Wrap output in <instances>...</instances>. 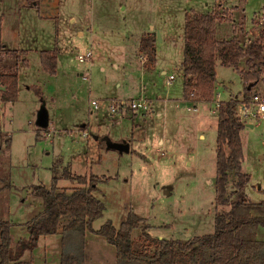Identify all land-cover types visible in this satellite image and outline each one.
I'll return each instance as SVG.
<instances>
[{
	"label": "rangeland",
	"instance_id": "1",
	"mask_svg": "<svg viewBox=\"0 0 264 264\" xmlns=\"http://www.w3.org/2000/svg\"><path fill=\"white\" fill-rule=\"evenodd\" d=\"M263 5L264 0H0L2 39L12 51L5 61L19 72L18 98L3 105L0 135V185H11L0 191V218L14 223L15 241L29 236L26 223L43 210L34 186L52 188L55 178L61 189L80 186L64 177L66 169L98 177L94 194L106 207L87 234L86 264H116L115 247L96 231L108 221L120 228L130 211L147 218L149 232L159 239L213 234L221 106L214 113L211 109L218 93L222 105L243 91L244 82L239 71L219 62L213 102L193 111L188 102L176 100L184 92L186 15L219 11L223 21L217 37L224 39L233 36V28L239 30L244 6L249 36L259 40L251 18ZM148 31L157 35L158 70L144 73L137 45ZM45 50L58 58L55 74L42 66ZM88 51L92 58L81 62L79 55ZM240 65L245 67V61ZM163 69L176 75L171 91ZM139 97L155 109L137 110L133 120L103 115L92 104L99 99L106 108L110 99ZM165 98H171L167 105ZM43 108L46 127L38 123ZM245 124L243 171L251 175L246 192L259 201L264 198V120ZM108 140L128 141L130 150L111 148ZM61 253L62 235L55 234L41 237L24 259L61 264Z\"/></svg>",
	"mask_w": 264,
	"mask_h": 264
},
{
	"label": "trees",
	"instance_id": "2",
	"mask_svg": "<svg viewBox=\"0 0 264 264\" xmlns=\"http://www.w3.org/2000/svg\"><path fill=\"white\" fill-rule=\"evenodd\" d=\"M222 20L223 14L218 12L186 17L182 68L184 98L188 101L214 99L218 62L239 71L246 98L264 82V28L259 40L250 44L238 34L219 39L216 28ZM156 42L155 32H145L139 42L138 51L145 56L143 67L148 71L157 64ZM10 52L3 42L0 24V84L6 87L0 91V135L3 105L16 101L19 91L18 68L11 70L5 61ZM41 59L46 72H57L58 58L53 51H43ZM243 60L247 68L240 70ZM38 93L42 96L40 89ZM237 112L238 103L233 98L220 107L214 233L187 239H159L149 232L147 218L130 211L120 228L108 221L96 231L115 247L116 264H264V234L259 236L264 230V198L252 201L246 192L251 181V175L243 171L241 133L246 124ZM6 145L10 148V139ZM64 177L80 186L61 189L57 187L58 178L52 188L34 186V195L42 199L43 210L26 223L27 238L15 241L11 231L14 223L0 218V264H32L24 259L25 253L35 250L41 237L55 234L62 235L61 264H86L87 234L94 231V221L103 216L106 208L94 194L99 178L77 176L69 169ZM10 186L0 185V191ZM137 229L140 232L134 235Z\"/></svg>",
	"mask_w": 264,
	"mask_h": 264
},
{
	"label": "built area",
	"instance_id": "3",
	"mask_svg": "<svg viewBox=\"0 0 264 264\" xmlns=\"http://www.w3.org/2000/svg\"><path fill=\"white\" fill-rule=\"evenodd\" d=\"M252 27L258 29L259 36L261 29L264 28V7L258 10L253 18H252ZM245 40L248 44L253 43L255 39L253 36H246ZM92 51H88L85 55H79V60L81 62L88 61L92 58ZM141 59L144 61L145 56H141ZM175 78V75H170L167 79V83L171 84ZM191 95H194L193 93ZM238 103V112L237 117L242 122L249 123L253 118L259 117L264 120V86L262 91L256 89L249 98H246L244 95V89L242 92L235 94L232 97ZM92 104L95 109H99L102 106L100 100H93ZM216 111H219V106H221V102H217ZM149 103L146 99H133L128 101L126 99H110L107 102V112L110 116L122 118L124 115L132 110H143L148 109ZM191 109V108H190ZM196 110V108H192Z\"/></svg>",
	"mask_w": 264,
	"mask_h": 264
},
{
	"label": "crops",
	"instance_id": "4",
	"mask_svg": "<svg viewBox=\"0 0 264 264\" xmlns=\"http://www.w3.org/2000/svg\"><path fill=\"white\" fill-rule=\"evenodd\" d=\"M224 2V1H223ZM221 5L220 6H222V4L223 3H220ZM225 4H227L226 2H225ZM228 5V4H227ZM237 6H239V5H237ZM237 6H235V7H237ZM262 7H264V5L263 6H261V8ZM260 8V9H261ZM242 11H243V15H242V20H241V25H240V27H239V30L235 27V28H233V36H234V34H238V35H240V34H242L244 37H246V36H248L249 34H250V32H251V30H249L248 28H247V26H246V13H245V11H246V9H245V7L244 6H242ZM260 9H258V10H260ZM258 10H256L255 12H254V14L258 11ZM211 12H216V11H210V10H207V11H203V12H195V10H192L191 12H188L187 13V15H186V17L187 16H190V15H193V14H207V13H211ZM218 13L220 14V12L218 11ZM235 19H237V18H235ZM235 19L233 20V23H235ZM252 19V18H251ZM186 21V20H185ZM223 21V20H222ZM221 21V22H222ZM251 22H252V20H251ZM242 29H244V30H242ZM254 30H258V29H256V28H253L252 27V31H254ZM149 32V31H148ZM150 32H154V31H150ZM185 32V31H184ZM83 33V32H82ZM145 33V32H144ZM143 33V34H144ZM143 34L140 36V38H139V41H138V45H137V47L139 46V42H140V39H141V37L143 36ZM232 36V37H233ZM258 37H259V35H258ZM231 38V37H230ZM253 38L255 39V40H257L258 38H257V36H256V38L253 36ZM219 39H221V38H219ZM224 39H229V38H224ZM183 58H184V48H183ZM182 62H183V59H182ZM218 64H219V62L217 63V66H218ZM142 66H143V64H142ZM158 64H156V66H155V68L153 69V71H157L158 70ZM240 67V70H245L247 67L245 66H243V65H240L239 66ZM143 71H144V73H147V72H149L148 70H146V69H144V67H143V69H142ZM182 70H183V68H182ZM236 70V69H235ZM263 71H264V66H263V69H262ZM150 71H152V70H150ZM238 71V70H237ZM162 73V75H164L165 76V83H166V85H167V90L168 91H171V86L174 84V81L176 80V75L174 74V72H169L168 70H166V69H163V71L161 72ZM170 75H175V78H174V80H173V82L171 83V84H168L167 83V79H168V77L170 76ZM163 76V77H164ZM242 78V77H241ZM243 81V80H242ZM243 83V82H242ZM217 86V85H216ZM223 86L225 87V88H227V86L226 85H224L223 84ZM183 87H184V84H183ZM233 95H235V94H233ZM233 95L231 96V98L233 97ZM135 99H144V98H141V97H139V98H135ZM218 99H220V93H218L217 94V99H216V101L214 102V107L217 105V102H221V101H223V100H218ZM99 100V99H98ZM147 101H148V99H146ZM152 101H153V99H151ZM176 100H179V101H185V102H188L193 108L195 107L196 108V110H193L191 107H189V108H191L190 110H193V111H197L198 110V106L200 105V104H202V103H208V102H213V100L212 101H188V100H186L185 98H184V92H183V95H182V97L181 98H176ZM101 102H102V100H100ZM169 101H171V98H165L164 99V101H163V103H164V105H167V102H168V104H169ZM150 102V100L148 101V103ZM153 102H155V100L153 101ZM157 102V104H159L158 102L159 101H156ZM216 103V104H215ZM151 103H149V108L148 109H152L153 111H154V109H155V107H153V106H151L150 105ZM151 106V107H150ZM157 107V106H156ZM212 108L211 109V112L212 113H214V112H217L216 110H215V108ZM95 109V108H94ZM96 111H101V112H105V113H103V115H106V116H110L109 114H108V112H107V106H106V108H104V106H101V108H99V109H95ZM92 112H93V110H92ZM129 112H127V114H125L124 115V117H122V118H118V117H114V118H117V119H121V120H123V119H125L128 115V118H131L132 120H133V118L134 119H136V117H138V112L137 111H134V112H130V114H128ZM102 114V113H101ZM158 116H161L160 115V113H158ZM110 117H113V116H110ZM250 127H253V125H250ZM204 135H202V137H203ZM111 139V138H110ZM112 141V140H111ZM114 141V140H113ZM116 142V141H115ZM124 142H127L128 143V141H124ZM165 142V140H164V138H162L161 137V139H160V143H164ZM40 205H41V210L43 209L42 207H43V202H42V200H41V203H40ZM41 211H39V213H40Z\"/></svg>",
	"mask_w": 264,
	"mask_h": 264
},
{
	"label": "water",
	"instance_id": "5",
	"mask_svg": "<svg viewBox=\"0 0 264 264\" xmlns=\"http://www.w3.org/2000/svg\"><path fill=\"white\" fill-rule=\"evenodd\" d=\"M5 89L6 87L0 84V91L5 90ZM38 123L43 127H46L49 124L48 112L45 108H43L39 114ZM108 143H109V147L111 148H116L121 151L130 150V145L127 142H113L111 140H108Z\"/></svg>",
	"mask_w": 264,
	"mask_h": 264
}]
</instances>
